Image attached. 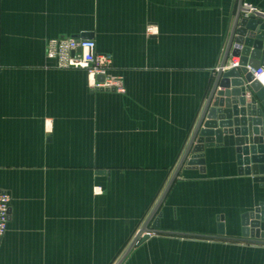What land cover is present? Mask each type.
Wrapping results in <instances>:
<instances>
[{
    "label": "crops",
    "instance_id": "0c3cea01",
    "mask_svg": "<svg viewBox=\"0 0 264 264\" xmlns=\"http://www.w3.org/2000/svg\"><path fill=\"white\" fill-rule=\"evenodd\" d=\"M244 1L264 13V0ZM238 2L0 0V191L11 197L0 264L120 259L188 145ZM85 34L124 91L94 90L86 70L47 57L49 39ZM231 139L203 145V170L184 164L151 221L160 232L122 264H264V243L228 238L264 201Z\"/></svg>",
    "mask_w": 264,
    "mask_h": 264
},
{
    "label": "water",
    "instance_id": "95a60500",
    "mask_svg": "<svg viewBox=\"0 0 264 264\" xmlns=\"http://www.w3.org/2000/svg\"><path fill=\"white\" fill-rule=\"evenodd\" d=\"M243 3L244 0L238 2L220 65L213 75L209 95L188 145L154 209L115 264H122L136 244L151 233L160 232L157 223L150 227L151 221L185 163L188 168L202 166L203 170L205 143L208 146L223 144V135L231 136L238 172L253 175V180L264 187V85L249 69H257L264 63V20L259 18L263 14L244 16L247 9ZM80 37L90 38V35ZM231 55L239 56L238 66L228 67ZM102 78L99 76L100 80ZM248 91L253 93L251 99L247 97ZM263 224L264 201L242 215V237L228 238L264 243ZM218 232L224 234L223 222L219 223Z\"/></svg>",
    "mask_w": 264,
    "mask_h": 264
},
{
    "label": "built area",
    "instance_id": "2783aa9c",
    "mask_svg": "<svg viewBox=\"0 0 264 264\" xmlns=\"http://www.w3.org/2000/svg\"><path fill=\"white\" fill-rule=\"evenodd\" d=\"M243 6L247 9L246 12H243L244 16H249L250 14L264 15V13L249 2L244 1ZM46 55L55 61V66L58 68L86 70L89 86L94 90L124 91L121 79L110 72L112 64L111 55L100 54L94 39L76 36L52 38L47 41ZM230 57L227 64L228 67L238 66L240 62L239 56L231 55ZM249 69L252 71L254 77L261 81V78L264 76V63L257 69L251 67ZM99 76L103 77L102 80L99 79ZM247 97L251 99L253 93L248 91ZM98 191L102 192V189L99 188ZM10 202V195L7 192L0 191V244L8 228Z\"/></svg>",
    "mask_w": 264,
    "mask_h": 264
}]
</instances>
